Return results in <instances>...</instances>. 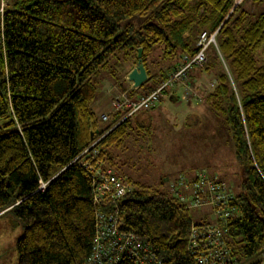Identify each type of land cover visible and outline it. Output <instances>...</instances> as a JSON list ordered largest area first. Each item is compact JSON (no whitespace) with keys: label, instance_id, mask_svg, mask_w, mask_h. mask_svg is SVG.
<instances>
[{"label":"trees","instance_id":"16d2710c","mask_svg":"<svg viewBox=\"0 0 264 264\" xmlns=\"http://www.w3.org/2000/svg\"><path fill=\"white\" fill-rule=\"evenodd\" d=\"M202 31H217L220 52L209 51L213 43L206 48L204 70L216 77L205 99L224 117L241 171L237 192L229 187L235 213L225 225L227 264H264V11L252 16L233 0H12L0 20V217L21 225L17 264L87 260L95 206L83 162L99 160L120 172L117 150L136 128L151 126L136 117L149 109L126 115L112 103L103 123L93 107L102 85L96 75L121 51L130 58L128 72L142 48L147 79L137 89L148 93L169 75L151 72L150 54L159 48L168 62L193 55ZM120 173L134 185L119 201L120 228L164 264H196L187 249L190 228L211 218L195 221L189 210L203 205ZM116 264L137 263L122 255Z\"/></svg>","mask_w":264,"mask_h":264},{"label":"rangeland","instance_id":"374dc122","mask_svg":"<svg viewBox=\"0 0 264 264\" xmlns=\"http://www.w3.org/2000/svg\"><path fill=\"white\" fill-rule=\"evenodd\" d=\"M4 1L9 3L12 0ZM239 3L252 16L264 11V0L259 2L239 0L234 5ZM210 50L214 53H220L217 40L214 45L210 46ZM159 51V48H156L149 56L150 70L153 74H157L158 68L165 69L169 74L179 63L180 58L172 62L163 61L158 55ZM122 52H117L110 59L106 70L100 72V75H96L97 83L102 84L99 85V91L107 89V79L103 78V83L100 81L103 76H109L108 79H112V76L123 77L125 73L129 72L127 70L131 66L130 58L126 59ZM170 64H172V68H168ZM204 66L205 64H202L191 68L187 79L189 81L190 76H192L191 79L194 77L202 78L199 81L202 90L205 88L210 90L215 84L216 73L205 71ZM222 66L226 69L224 61ZM210 83H213L212 87ZM151 84L154 86V83ZM176 86L181 94L185 92V98H189L183 84L179 82L174 87L176 88ZM143 88L141 86V89H134L132 95L138 96ZM166 89L167 91L171 90L170 86ZM164 93L157 101L155 108L137 114V118H148L151 126L149 125L148 129L136 128L126 139L123 149L117 150L116 163L119 171L127 174L134 181L155 186L165 193H170V181L178 175L190 179V176L196 172L204 171L211 175H221L223 179L220 178L237 192V185L241 180V171L224 117L211 107L207 99L196 97L185 99L183 97V105L177 109L169 101L163 102L162 98L166 96ZM187 100L189 102L186 104ZM109 111L110 109L102 112L101 115L99 114L103 123L109 120V115L112 116ZM105 113L108 115L106 120L101 117ZM134 121L137 120L134 119ZM167 179H171L168 180V184L164 182ZM189 212L195 221L210 220L208 205L199 208L192 207ZM21 232V225L17 223L15 217L8 214L0 217V264H17L15 241ZM246 263H248V259L238 264Z\"/></svg>","mask_w":264,"mask_h":264},{"label":"built area","instance_id":"2783aa9c","mask_svg":"<svg viewBox=\"0 0 264 264\" xmlns=\"http://www.w3.org/2000/svg\"><path fill=\"white\" fill-rule=\"evenodd\" d=\"M239 0H233L234 4ZM6 2L0 1V20ZM216 31H202L197 39L198 50L195 54H182L179 63L169 73L168 78L148 93L129 96L120 93L113 98L114 110H125L126 115L138 109H150L170 86L182 83L186 94L191 95L188 73L191 68L205 63L206 48L216 41ZM2 38V36H1ZM215 83V82H214ZM213 83H210L212 87ZM102 119L106 120L105 113ZM93 145V144H92ZM87 151V149L85 150ZM98 148L92 149L91 156L97 157ZM88 175L92 179V197L95 206V235L92 250L83 264H116L122 255L134 258L137 264H164L160 257L143 240L132 231L121 229L122 220L119 201L130 193L134 185L127 176L114 167L95 160L92 165L84 161ZM169 190L174 196L190 202L191 206L208 205L212 208L211 220L192 225L190 228L187 249L195 258L196 264H227L230 246L225 238V225L235 213L230 205L232 199L229 186L217 175L200 171L194 179L180 175L170 181ZM199 192L205 193L203 201L197 198Z\"/></svg>","mask_w":264,"mask_h":264},{"label":"crops","instance_id":"0c3cea01","mask_svg":"<svg viewBox=\"0 0 264 264\" xmlns=\"http://www.w3.org/2000/svg\"><path fill=\"white\" fill-rule=\"evenodd\" d=\"M190 77H192V76H190ZM190 77H189L188 84H189V87L191 89V95L189 96V98H185L184 97L185 92H184V94L183 93L181 94L179 92V90H177L178 87L176 86V88L170 87L171 90L164 93V95L166 94V96H164L162 98L163 102L165 100H167L173 104L174 108L179 109L183 105V99H182L183 97L185 99H190L192 97H196L198 99H205V96H206L208 90L206 88H205V90H202V85L199 83L200 79H202V78L194 77L191 79ZM105 79H107V81H108L106 84L107 89L102 90V91H100V93H98L97 99L93 105L95 112L99 113V114H101L104 111L111 109L112 99L116 94H118L122 91L130 93L132 90L136 89V87L133 86V83L130 80L128 81L126 73H125V76L123 75V77H120V79L116 80V81L108 79V76L107 77L105 76ZM188 102H189V100H187L186 104ZM177 103H179V104L177 105ZM156 106H157V104L154 106V108ZM163 108H166V107H163ZM178 176H180V175H178ZM192 176H190V177H192ZM219 177H221V175ZM168 180H171V179L164 180V182L168 184Z\"/></svg>","mask_w":264,"mask_h":264},{"label":"water","instance_id":"95a60500","mask_svg":"<svg viewBox=\"0 0 264 264\" xmlns=\"http://www.w3.org/2000/svg\"><path fill=\"white\" fill-rule=\"evenodd\" d=\"M141 55H142V48H138L137 50L138 62L127 73V78L133 83V86L136 88L139 87L147 79V72L144 63L142 61Z\"/></svg>","mask_w":264,"mask_h":264}]
</instances>
